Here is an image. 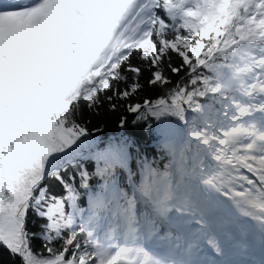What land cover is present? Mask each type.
Returning a JSON list of instances; mask_svg holds the SVG:
<instances>
[{
    "label": "snow or ice",
    "instance_id": "1",
    "mask_svg": "<svg viewBox=\"0 0 264 264\" xmlns=\"http://www.w3.org/2000/svg\"><path fill=\"white\" fill-rule=\"evenodd\" d=\"M0 264H264V0H0Z\"/></svg>",
    "mask_w": 264,
    "mask_h": 264
},
{
    "label": "trees",
    "instance_id": "2",
    "mask_svg": "<svg viewBox=\"0 0 264 264\" xmlns=\"http://www.w3.org/2000/svg\"><path fill=\"white\" fill-rule=\"evenodd\" d=\"M94 123L100 124L103 127V132L96 134L94 137L95 144L91 145V150H103L109 143L116 141L119 138V129L116 127L115 117H105L100 121H94ZM149 147L155 149L154 162L155 166L163 168V165L167 162L165 156L162 154V150L156 146L153 142ZM152 156V153H149ZM135 163V162H134Z\"/></svg>",
    "mask_w": 264,
    "mask_h": 264
}]
</instances>
